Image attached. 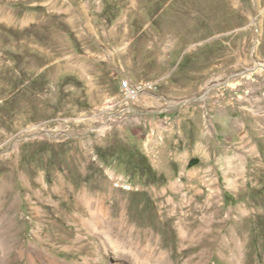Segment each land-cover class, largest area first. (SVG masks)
Returning a JSON list of instances; mask_svg holds the SVG:
<instances>
[{
	"label": "rangeland",
	"instance_id": "obj_1",
	"mask_svg": "<svg viewBox=\"0 0 264 264\" xmlns=\"http://www.w3.org/2000/svg\"><path fill=\"white\" fill-rule=\"evenodd\" d=\"M75 2L153 76L152 126L39 75L66 14L0 25V264H264V68L231 77L264 62V0Z\"/></svg>",
	"mask_w": 264,
	"mask_h": 264
},
{
	"label": "crops",
	"instance_id": "obj_2",
	"mask_svg": "<svg viewBox=\"0 0 264 264\" xmlns=\"http://www.w3.org/2000/svg\"><path fill=\"white\" fill-rule=\"evenodd\" d=\"M11 1L0 0V25L2 26L25 28L36 25L40 27L45 24L44 20H46L48 12L54 10L66 14V17L62 15V22L54 28L56 32L54 42L58 44L68 41L71 45L55 47L54 53L49 55V60H47L46 47L42 46V49L40 47L39 59H42L43 62L39 66L38 73L47 75L49 72L57 78L63 74H71L84 81L90 106L97 108L108 105L114 108L111 109L108 117L125 108L123 107L124 98L121 93L120 78L128 77L135 84L153 78L151 74H145L134 66L133 52H130L131 58L128 62L126 58L128 47L125 40L111 43V36L99 29V22L92 15L91 6L84 4V9L89 11V16L83 19L81 6L75 0H66L67 4L60 2L61 0H38L29 4L28 7H24L26 4L23 6L12 5ZM73 26L93 27L94 31L81 30L82 35L77 34L80 45L75 46L73 44L76 40L71 39L72 33L70 34L66 28ZM115 38H119V36ZM38 41L40 42L41 39L39 38ZM42 41L46 43L45 36ZM154 96L152 90H144L140 93V98L137 101L141 113L145 114L144 120L147 127L152 126V119L156 112L157 100Z\"/></svg>",
	"mask_w": 264,
	"mask_h": 264
},
{
	"label": "built area",
	"instance_id": "obj_3",
	"mask_svg": "<svg viewBox=\"0 0 264 264\" xmlns=\"http://www.w3.org/2000/svg\"><path fill=\"white\" fill-rule=\"evenodd\" d=\"M120 86L125 100H135L142 91L155 89L156 84L154 82H140L134 84L129 78H125L121 80Z\"/></svg>",
	"mask_w": 264,
	"mask_h": 264
},
{
	"label": "water",
	"instance_id": "obj_4",
	"mask_svg": "<svg viewBox=\"0 0 264 264\" xmlns=\"http://www.w3.org/2000/svg\"><path fill=\"white\" fill-rule=\"evenodd\" d=\"M254 58L256 59L257 63L252 65V66H249L248 68H246L245 70L241 71V72H237V73H234L231 75L232 76H236V75H239V74H244V73H247V72H253L254 70H256L258 67H263L264 68V62H260L258 61V59L256 58V56H254Z\"/></svg>",
	"mask_w": 264,
	"mask_h": 264
},
{
	"label": "bare ground",
	"instance_id": "obj_5",
	"mask_svg": "<svg viewBox=\"0 0 264 264\" xmlns=\"http://www.w3.org/2000/svg\"><path fill=\"white\" fill-rule=\"evenodd\" d=\"M130 187V186H129ZM126 188H128V187H126ZM121 201V200H120Z\"/></svg>",
	"mask_w": 264,
	"mask_h": 264
}]
</instances>
